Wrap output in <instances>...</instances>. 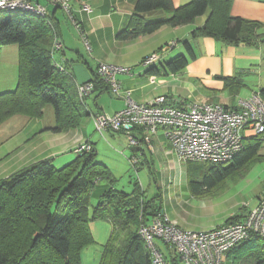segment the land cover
Masks as SVG:
<instances>
[{
	"label": "crops",
	"instance_id": "crops-1",
	"mask_svg": "<svg viewBox=\"0 0 264 264\" xmlns=\"http://www.w3.org/2000/svg\"><path fill=\"white\" fill-rule=\"evenodd\" d=\"M171 1L174 6H179L190 0ZM135 2L71 0V16L57 6L48 5V17L61 42V48L53 50L51 47L53 64L70 74L76 86L92 80L99 63L129 67V73H117L116 79L120 83L121 92H128L136 102L163 95L175 104L200 101L231 106L238 97H247L251 91L264 86V0H232L230 8L232 17L238 16L260 24L258 33L263 38L257 46L226 44L209 36L192 37L191 32L201 27L209 17V9L191 22L176 26L162 24L150 33L120 39L117 34L130 28ZM84 3L90 6V11L81 9ZM60 13L71 22L66 24L68 32L61 25ZM168 15L163 10H152L144 13L143 18L153 21ZM73 20L85 32L89 49L76 27L77 31L72 28ZM185 40L194 57L189 59L183 72L164 73L161 67L163 64H160L163 60H169L175 53L186 55ZM154 52H159L161 58L154 65L159 72L151 74L146 72L148 67H142L140 62ZM228 78L231 80L228 81ZM17 81L18 46L5 45L0 51V93L15 89ZM91 96L94 109L86 102ZM84 105L88 114L80 120L78 126L61 131L51 130L56 122L51 105H45L38 117L15 113L0 121V180L44 158H51L54 166L61 167L77 157L74 148L79 143L88 141L96 153V160L106 165L116 178L113 184L104 179L97 180L90 192V209L109 187L123 190L117 185V176H121L124 169L130 166L129 158L132 156L137 158L134 166L137 173L148 176L145 178L148 181L147 188L138 175L131 189L123 191L132 192L137 182L144 199H154L153 204L181 229L205 231L228 219L239 221L257 204L264 182L254 194L253 202H240L235 193L231 195L221 188L227 179L237 177H228L211 188L202 187L193 192L189 186L188 171L182 169L172 145L161 130L151 137L149 144L138 147H129L127 137L124 142L120 137L117 138L114 131L107 130V137L116 145L115 148L103 149L107 144L96 138L92 115H111L124 105V99L112 93L109 85L107 88L97 81L95 90L84 99ZM135 132L136 137H141V131L137 129ZM260 155L264 156V145ZM151 181L156 192L149 197L145 190L151 188ZM92 196L96 197L95 203L91 202ZM89 227L93 242L81 249L80 264H99L113 226L108 220L95 219L89 222ZM156 243L167 255V248L159 240ZM253 248L248 243L228 251L220 264H251L249 255Z\"/></svg>",
	"mask_w": 264,
	"mask_h": 264
},
{
	"label": "trees",
	"instance_id": "trees-1",
	"mask_svg": "<svg viewBox=\"0 0 264 264\" xmlns=\"http://www.w3.org/2000/svg\"><path fill=\"white\" fill-rule=\"evenodd\" d=\"M231 4L232 0H190L174 6L171 0H136L130 28L120 31L117 37L133 38L162 24H185L209 9V17L191 32L192 37L209 36L226 44L257 46L263 38L258 33L260 24L232 17ZM152 10L169 15L145 20L143 14ZM56 35L48 16L0 10V51L5 45L18 46V81L15 89L0 93V121L15 113L38 117L45 105H51L56 120L51 130L61 131L78 126L88 114L73 77L52 62ZM184 45L187 55L178 54L160 63L164 73L185 70L194 55L186 40ZM146 72L156 74L159 70L153 65ZM90 81L93 90L97 81L108 88L96 72ZM258 91L264 99V88ZM263 145L262 133L247 137L242 150L230 161L207 162L194 172L188 171L191 190L197 192L228 177L241 176L264 158L260 155ZM98 179L111 184L116 181L111 170L96 160L93 147L61 167L54 166L51 158H44L1 179L0 264H80L81 249L93 242L89 222L95 219L108 220L113 226L99 264H152L138 228L161 212L153 204L154 199L145 200L135 182L132 192L109 187L90 209V192ZM248 243L254 247L249 255L251 264H264V238L259 235H252L229 251ZM166 257L171 264H181L175 253L168 251Z\"/></svg>",
	"mask_w": 264,
	"mask_h": 264
},
{
	"label": "built area",
	"instance_id": "built-area-1",
	"mask_svg": "<svg viewBox=\"0 0 264 264\" xmlns=\"http://www.w3.org/2000/svg\"><path fill=\"white\" fill-rule=\"evenodd\" d=\"M43 1L0 0V10H19L47 17L48 5H54L71 16V0ZM81 9L88 12L90 6L84 3ZM74 25L89 49L85 32L75 21ZM59 48L61 42L55 36L52 49ZM160 58L159 52L151 53L141 60L140 65L153 66ZM129 72V67L106 63H99L96 68L97 75L108 83L112 93L124 99V105L115 113L92 115L95 131L101 136L107 130L123 132L127 145L138 147L149 144L151 137L161 130L180 162L217 163L230 161L242 150L247 137L264 132V99L258 90L251 91L247 97H238L231 106L200 101L175 104L163 95L136 102L128 92H121L116 79L117 73ZM92 90V81L77 85L81 101ZM137 129L141 131V137H136ZM91 149L92 145L83 141L74 148V152L81 154ZM129 162L135 166L137 158L132 156ZM255 234L264 238V188L257 204L239 221L225 222L205 231H188L173 224L166 214L160 212L138 228V235L150 253L152 264H171L158 247L157 240L175 253L181 264H220L226 252Z\"/></svg>",
	"mask_w": 264,
	"mask_h": 264
},
{
	"label": "rangeland",
	"instance_id": "rangeland-1",
	"mask_svg": "<svg viewBox=\"0 0 264 264\" xmlns=\"http://www.w3.org/2000/svg\"><path fill=\"white\" fill-rule=\"evenodd\" d=\"M41 1H43V0H41ZM58 15H59V18L61 19L62 27H64L66 29V31L68 32L66 24L67 23L71 24V22L68 20V17L65 16L64 14L60 13ZM72 28L75 31H77L75 29L74 25H72ZM184 53H186V55H187V51H185ZM176 54H178V53H175V55ZM262 88H264V86ZM240 96H242V95H240ZM92 99H93V96L88 97L86 99V102L90 105V107L92 109H94L95 105L93 104ZM95 133H96V135H95L96 138L97 139L99 138L98 140H101L102 142H105L107 144L106 148L103 147V149L107 150V149H110V147L115 148L116 143H113L111 138L107 137L106 132H104V137H102L101 134H99L97 132H95ZM113 133L117 134V138L120 137L122 139V141L126 142V140H125L126 136L123 132H119V131L115 132L114 131ZM262 135L264 137V132L262 133ZM180 163L182 165V169H185L186 171H189V172H194L193 170H195L200 165L203 166V165L209 164L205 161H192V162H180ZM124 170L125 171L123 172V174L121 176H117L118 177L117 178L118 179L117 185L120 189L129 191L132 187V183L137 179L138 175H139V178H141V180L144 182V187L147 188L148 181H146L145 178H147L148 176H145L144 173L138 174L137 171L135 170L134 166H132L131 164L129 167H126ZM263 182H264V160L252 164L249 167V169H247V171H245L241 175L240 178L237 177V179H234V178L227 179L224 182L223 187L221 186V188H224L223 190H225L226 192H229L231 195H233L235 193L236 198L240 202H245V201H248V202L252 201L253 202V199L255 197L254 194H256L260 190ZM155 192H156L155 185H154L153 181H151V188L145 190V194H147V196L150 197ZM91 202L95 203L96 197L92 196Z\"/></svg>",
	"mask_w": 264,
	"mask_h": 264
}]
</instances>
